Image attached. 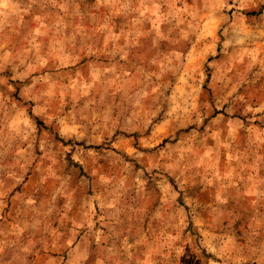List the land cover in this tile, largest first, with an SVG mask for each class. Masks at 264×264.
Instances as JSON below:
<instances>
[{
    "label": "rangeland",
    "instance_id": "rangeland-1",
    "mask_svg": "<svg viewBox=\"0 0 264 264\" xmlns=\"http://www.w3.org/2000/svg\"><path fill=\"white\" fill-rule=\"evenodd\" d=\"M0 264H264V0H0Z\"/></svg>",
    "mask_w": 264,
    "mask_h": 264
}]
</instances>
